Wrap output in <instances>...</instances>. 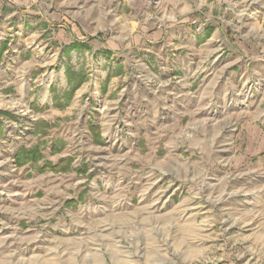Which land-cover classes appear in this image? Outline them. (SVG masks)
<instances>
[{"label": "rangeland", "instance_id": "rangeland-1", "mask_svg": "<svg viewBox=\"0 0 264 264\" xmlns=\"http://www.w3.org/2000/svg\"><path fill=\"white\" fill-rule=\"evenodd\" d=\"M2 47L0 264H264V0H0Z\"/></svg>", "mask_w": 264, "mask_h": 264}, {"label": "trees", "instance_id": "trees-1", "mask_svg": "<svg viewBox=\"0 0 264 264\" xmlns=\"http://www.w3.org/2000/svg\"><path fill=\"white\" fill-rule=\"evenodd\" d=\"M4 49V47H2V48H0V54H1V52H2V50ZM21 156H19V158H20Z\"/></svg>", "mask_w": 264, "mask_h": 264}]
</instances>
